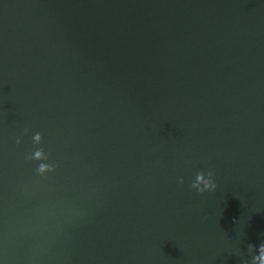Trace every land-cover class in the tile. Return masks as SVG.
Returning a JSON list of instances; mask_svg holds the SVG:
<instances>
[{"label":"water","instance_id":"water-1","mask_svg":"<svg viewBox=\"0 0 264 264\" xmlns=\"http://www.w3.org/2000/svg\"><path fill=\"white\" fill-rule=\"evenodd\" d=\"M261 245L264 0H0L4 264H264Z\"/></svg>","mask_w":264,"mask_h":264},{"label":"clouds","instance_id":"clouds-1","mask_svg":"<svg viewBox=\"0 0 264 264\" xmlns=\"http://www.w3.org/2000/svg\"><path fill=\"white\" fill-rule=\"evenodd\" d=\"M33 144L37 145L34 147L32 153L26 157L28 160H38L39 162L36 164L35 173L37 176L46 177L51 173H54L56 170V166L53 163L48 162L49 155L46 152L43 146V137L40 132H36L33 137ZM17 143H20V139L18 138ZM183 178H180V183H183ZM191 189L195 190L200 194H204L206 192H213L217 188V184L213 178V173L208 171L207 174L198 172L196 174V178L191 181L190 184ZM264 249V245L260 246ZM0 264H4V261L0 259Z\"/></svg>","mask_w":264,"mask_h":264}]
</instances>
